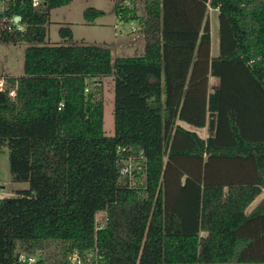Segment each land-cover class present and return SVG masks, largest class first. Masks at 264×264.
Instances as JSON below:
<instances>
[{"label": "trees", "instance_id": "16d2710c", "mask_svg": "<svg viewBox=\"0 0 264 264\" xmlns=\"http://www.w3.org/2000/svg\"><path fill=\"white\" fill-rule=\"evenodd\" d=\"M72 1L14 0L0 15V42L26 44L24 74L0 90V148L30 185L0 199V264H264V197L250 209L264 192V0H144L143 12L120 0L145 47L114 61L108 46L48 44L51 11ZM14 15L24 31L3 21ZM129 159L144 165L123 175Z\"/></svg>", "mask_w": 264, "mask_h": 264}, {"label": "rangeland", "instance_id": "374dc122", "mask_svg": "<svg viewBox=\"0 0 264 264\" xmlns=\"http://www.w3.org/2000/svg\"><path fill=\"white\" fill-rule=\"evenodd\" d=\"M120 0H73L69 5L55 8L51 11L49 24L48 44H95L108 46L112 52L113 61L119 56H134L144 52L145 34L140 30L136 21H121L116 16V2ZM131 5L138 6L144 11V0H127ZM88 7H96L104 11V14L94 23H88L84 19V10ZM209 15L212 29V55L218 50V14L210 8ZM71 27L72 40H65L60 36V28ZM26 44H10L0 42V76H21L24 74ZM219 80L212 77L211 89ZM95 82L91 86L95 88ZM104 91V129L107 135H113L115 131L114 121V79H103ZM191 130H196L192 125H186ZM198 133L207 136V128L198 130ZM137 164V162H135ZM28 182H15L12 180L9 163L8 147L0 148V199L15 197L19 190L28 189ZM264 192L251 204L253 208L262 198ZM106 214L99 212L97 219L104 223Z\"/></svg>", "mask_w": 264, "mask_h": 264}, {"label": "built area", "instance_id": "2783aa9c", "mask_svg": "<svg viewBox=\"0 0 264 264\" xmlns=\"http://www.w3.org/2000/svg\"><path fill=\"white\" fill-rule=\"evenodd\" d=\"M14 0H0V15H4L6 10L8 9V6L10 5L11 2H13ZM32 1V5L33 7H38L41 3L42 0H31ZM17 17H20L19 15H14L11 18H7V17H3V21L7 23V25L11 28H17L21 31L25 30V26L21 24V17L20 20H17ZM7 86V79L6 76H0V90H5ZM10 96L14 97L15 96V90L11 89L10 91ZM62 106V104H61ZM140 159L144 160L145 159V154L144 152L140 153ZM136 165L137 168H141L142 165H144V162L138 163V164H134V161L132 159H129L127 161H125L123 163V166L121 168V173L123 175H129L132 173V169L134 168V166ZM105 214L106 212L103 211ZM106 218H107V214H106ZM105 218V220H106ZM98 224H102L99 222V220L97 219ZM36 259L35 257H31L30 261L34 262Z\"/></svg>", "mask_w": 264, "mask_h": 264}, {"label": "crops", "instance_id": "0c3cea01", "mask_svg": "<svg viewBox=\"0 0 264 264\" xmlns=\"http://www.w3.org/2000/svg\"><path fill=\"white\" fill-rule=\"evenodd\" d=\"M215 11L217 12V14H218V45H219V13H218V9H215ZM211 29H212V24H211ZM212 39H213V37H212ZM219 54V47H218V50H217V52H216V54H215V56L216 55H218ZM6 76H12V75H6ZM212 78V77H211ZM211 78H210V81H211ZM218 83H216V84H214V86L215 85H217ZM213 86V87H214ZM182 125H184L185 127H187L186 125H190V124H187V123H185V122H180ZM200 129V128H199ZM199 129H197V131L199 130ZM200 130H205V128H202V129H200ZM200 134V133H199ZM203 136V135H202ZM205 137V136H204Z\"/></svg>", "mask_w": 264, "mask_h": 264}, {"label": "water", "instance_id": "95a60500", "mask_svg": "<svg viewBox=\"0 0 264 264\" xmlns=\"http://www.w3.org/2000/svg\"><path fill=\"white\" fill-rule=\"evenodd\" d=\"M17 20H20V17H17Z\"/></svg>", "mask_w": 264, "mask_h": 264}]
</instances>
